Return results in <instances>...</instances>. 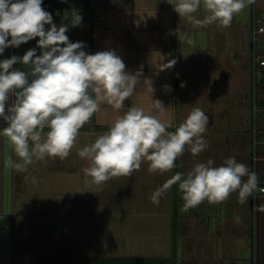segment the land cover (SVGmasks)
Returning a JSON list of instances; mask_svg holds the SVG:
<instances>
[{"label":"crops","instance_id":"0c3cea01","mask_svg":"<svg viewBox=\"0 0 264 264\" xmlns=\"http://www.w3.org/2000/svg\"><path fill=\"white\" fill-rule=\"evenodd\" d=\"M73 12L82 16L77 27L70 24ZM50 14L57 26H69L66 32L69 41L82 42L87 54L115 51L125 63L126 72L136 75L140 84L120 111L102 104L101 110L80 129L75 146L64 160L36 161L28 166L27 172H17L6 166L8 158L17 161L18 158L7 137L0 135V264H94L97 258L123 256L165 258L172 264H248V211L244 217L238 214L242 219L247 217L240 233L233 221L236 218H232L230 222L235 224H227L226 228L219 227L216 221L197 223V229L201 226L204 232H197V239H193L192 231L178 232L180 222L174 212L176 223L169 224L171 235L166 241L165 236L161 240L150 236L139 243L110 241L107 209L101 205L109 195L108 181L99 189L92 185L84 172L88 162L77 154L132 105L150 112L153 100H160L166 111L151 114L174 126L167 131L178 127L194 107L209 116L204 134L207 149L193 156L186 148L176 161L177 172L186 173L195 163L205 162L207 156L215 166L229 157L248 166V136L252 144L248 125L253 124L250 60L253 19L248 7L234 17L229 28L216 24L194 27L179 17L168 0H91L87 10H67L66 14L56 10ZM195 15L202 19L206 13L201 8ZM177 28L189 34L193 44L180 43ZM12 56L15 47H8L0 54V61ZM172 60L176 61L172 67L161 70V65ZM262 80L259 88L264 87ZM145 81L151 82L152 94ZM14 101L15 95L10 94L6 114ZM6 126L0 118V130ZM259 127L264 131L260 123ZM188 165L189 170H184ZM147 166L149 162L143 161V171ZM139 170L128 176L131 181ZM173 170L169 171L171 174L156 173L165 182L168 174L174 175ZM129 190L132 194L133 185ZM173 191L181 196L178 184L169 190ZM184 226L187 230L195 227L189 228L188 223ZM79 236L83 246L77 241ZM91 238L95 241L91 242ZM240 240H244V256H238Z\"/></svg>","mask_w":264,"mask_h":264},{"label":"clouds","instance_id":"9594fccd","mask_svg":"<svg viewBox=\"0 0 264 264\" xmlns=\"http://www.w3.org/2000/svg\"><path fill=\"white\" fill-rule=\"evenodd\" d=\"M168 2L181 19L194 27L216 24L229 28L234 17L255 0ZM201 8L206 13L202 19L195 15ZM81 21L80 14L71 13L72 27L79 26ZM45 25L50 27L46 29ZM68 28L53 23L52 15L42 7V0H0V54L36 37L42 50L39 56L31 49L22 57L0 61V118L7 123L0 135L7 137L18 158V161L8 158L6 166L17 172H27L28 166L36 161L66 159L80 129L101 110V105L120 111L140 84L136 75L126 72L125 63L115 51L87 54L82 42L69 41ZM176 33L180 43L193 44L189 34L179 28ZM175 62L161 65V70ZM17 63L29 65L30 72L13 69ZM145 85L152 94L151 82L145 81ZM10 94L15 95V101L7 107L6 114ZM151 111L162 114L166 109L160 100H153L150 112L132 105L94 142L79 149L78 156L88 162L84 172L92 185L99 189L112 178L131 176L145 160L149 162L150 173H167L176 167L186 148L193 156L207 149L204 134L209 116L202 109L194 107L173 131H167L173 125ZM177 184L183 213L205 201L221 204L233 193H238L239 202L244 204L257 192L259 179L255 171L235 157L226 158L219 166L212 160L197 162L186 173L177 172L167 179L151 194V202L158 205L160 198ZM258 210L264 211V205ZM239 219L236 216L237 222Z\"/></svg>","mask_w":264,"mask_h":264},{"label":"rangeland","instance_id":"374dc122","mask_svg":"<svg viewBox=\"0 0 264 264\" xmlns=\"http://www.w3.org/2000/svg\"><path fill=\"white\" fill-rule=\"evenodd\" d=\"M253 3L248 6V13H251V8ZM256 8L259 21L264 23V0H256ZM62 12V11H60ZM66 14L67 11H63ZM52 13V12H50ZM54 13V12H53ZM55 14H58L55 12ZM52 15V14H51ZM47 26L45 25V28ZM47 29V28H46ZM39 37H36L26 43H22L20 46L15 47V56L22 57L28 50L35 49L36 55L39 56L42 50L38 47ZM15 68L18 70H30L29 65L15 64ZM250 73L248 65V74ZM248 76V88L251 86ZM249 92L248 90V104H249ZM259 98L264 97V87H258ZM260 126L264 128V118L259 119ZM252 122L249 123L248 128L252 130ZM251 138V137H250ZM248 136V167H250L252 144ZM261 140H264V136ZM264 155V144L259 145V152ZM205 158V162L210 159ZM189 159V157H188ZM199 159V157L197 158ZM246 159H244L245 161ZM197 161V160H196ZM241 161V160H240ZM239 161V162H240ZM242 163V162H241ZM149 166H147L148 168ZM189 165L183 167L184 170H189L192 166ZM145 167H141L137 175H134L135 180L131 181L128 176L118 177V179H110L108 181L109 195L108 198L103 199V205L107 209L105 218L109 221V231H107L110 236L109 240L119 242H138L140 240H147L151 237L160 239V237L165 236V241L168 240L171 235L170 223L173 222L174 212L177 213V217L180 222V227L178 232H184L185 229L188 232H194L193 239H197V232L203 233L204 230L200 226V230L197 229V223L201 222H214L218 223V226L222 225L224 228L227 224L235 221L237 226V232L244 231L243 223L246 218H241L240 216L246 214L248 211V200L246 203L241 204L238 198V193H233L229 199L221 204L214 205L207 201L201 203L198 207L191 208L186 212H181L180 209L183 205V200L181 196H177L175 191L169 192V190L160 198V203L158 205L151 202V194L159 187H161L167 179L171 178L172 175H167L164 178L166 181H160V176L157 173H150ZM173 174L177 172V167L173 168ZM142 170V171H141ZM149 172V174H148ZM258 177L264 180V167L263 164L260 166L258 171ZM170 173V172H169ZM171 174V173H170ZM130 180V181H129ZM133 185V192L130 194V187ZM174 189L176 185H173ZM234 196L237 197L234 199ZM178 205V207H175ZM242 205V206H241ZM172 206V207H171ZM172 210V214L169 211ZM241 215H238L240 214ZM239 216V222L233 220ZM99 216V215H98ZM95 218L96 216L93 215ZM233 220L232 222H230ZM189 224V228L194 226V228L188 229L184 226ZM234 223V222H233ZM234 223V224H235ZM246 230V229H245ZM191 232V233H192ZM78 237V243L83 246L82 240ZM164 239V238H163ZM94 238L90 239V241ZM92 242V241H91ZM97 243V241L95 242ZM241 246L238 248V256H244V247L242 246L244 240H240ZM146 248V247H144ZM135 249V248H134ZM248 264H264V211L255 212L254 216L251 217L248 211Z\"/></svg>","mask_w":264,"mask_h":264},{"label":"built area","instance_id":"2783aa9c","mask_svg":"<svg viewBox=\"0 0 264 264\" xmlns=\"http://www.w3.org/2000/svg\"><path fill=\"white\" fill-rule=\"evenodd\" d=\"M251 37V73L253 79L252 88V119H253V157L252 167L253 171L259 173L260 166L264 167V155L259 152V145L264 144V140L259 138V135L263 132L259 128V119L264 118V100L258 96L257 82L264 78V23L259 21L256 11L253 16V24L250 29ZM259 179V177H258ZM264 180L259 179L258 190L252 195V203L254 212L259 211L258 208L264 205Z\"/></svg>","mask_w":264,"mask_h":264},{"label":"trees","instance_id":"16d2710c","mask_svg":"<svg viewBox=\"0 0 264 264\" xmlns=\"http://www.w3.org/2000/svg\"><path fill=\"white\" fill-rule=\"evenodd\" d=\"M91 0H42V7L48 11V12H54L56 10L60 11H67V10H87L90 8ZM257 10L256 8V0L253 3V7L251 8L252 13V19L254 16V12ZM253 24V20L251 23V27ZM250 27V29H251ZM251 45V44H250ZM251 49V46H250ZM251 60V59H250ZM31 78V77H30ZM260 79L257 82V86L259 87L262 83ZM252 86H253V79H252ZM253 88V87H252ZM253 120V119H252ZM260 128V127H259ZM253 130V127H252ZM264 136V131L259 135V138L262 139ZM252 140H253V134H252ZM253 146V142H252ZM253 155V147L251 152V165H252V156ZM260 179V178H259ZM261 180V179H260ZM252 203V196L248 199V211L252 216H254V208ZM174 224L176 223V219L174 217L173 220ZM94 264H172L169 260H166L165 258H149V257H112V258H97L94 260Z\"/></svg>","mask_w":264,"mask_h":264}]
</instances>
